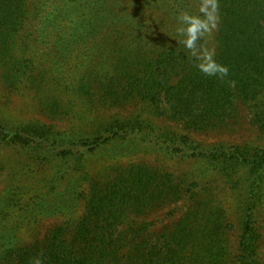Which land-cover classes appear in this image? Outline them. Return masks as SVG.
<instances>
[{
  "label": "trees",
  "instance_id": "1",
  "mask_svg": "<svg viewBox=\"0 0 264 264\" xmlns=\"http://www.w3.org/2000/svg\"><path fill=\"white\" fill-rule=\"evenodd\" d=\"M37 261L264 264V0H0V264Z\"/></svg>",
  "mask_w": 264,
  "mask_h": 264
},
{
  "label": "rangeland",
  "instance_id": "2",
  "mask_svg": "<svg viewBox=\"0 0 264 264\" xmlns=\"http://www.w3.org/2000/svg\"><path fill=\"white\" fill-rule=\"evenodd\" d=\"M249 133L244 132L241 135H237L235 137H224L223 140L229 141V142H240L241 140H246V138L248 137ZM192 137V139H195L197 141H201V142H211L212 139H205L204 137H200V136H196V135H190Z\"/></svg>",
  "mask_w": 264,
  "mask_h": 264
},
{
  "label": "clouds",
  "instance_id": "3",
  "mask_svg": "<svg viewBox=\"0 0 264 264\" xmlns=\"http://www.w3.org/2000/svg\"><path fill=\"white\" fill-rule=\"evenodd\" d=\"M180 20H181V22H185V23L187 22L183 16L180 17ZM178 32L181 35H185V36L190 35V33L188 32V30L185 29V28L179 29ZM36 264H39V261H37Z\"/></svg>",
  "mask_w": 264,
  "mask_h": 264
}]
</instances>
